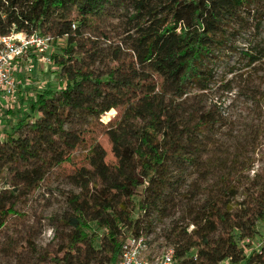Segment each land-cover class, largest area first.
<instances>
[{"label":"trees","instance_id":"trees-1","mask_svg":"<svg viewBox=\"0 0 264 264\" xmlns=\"http://www.w3.org/2000/svg\"><path fill=\"white\" fill-rule=\"evenodd\" d=\"M108 8L126 13L121 45L130 51L131 62L120 60V50L114 52L111 58L118 64L102 77L94 74L91 61L103 51L83 31L91 30ZM262 23L264 0H0V36L12 30L47 32L65 42L51 57L64 86L37 92L15 124L0 133V160L6 157L15 169L12 197L37 190L57 167L73 168L71 181L81 192L67 198L71 214L60 223L69 232L60 247L62 258H54V264H117L129 237H147L144 217L157 209L169 161L192 157L193 135L210 125L207 114L197 116L195 124L185 119L184 99L193 89L206 90L213 78L210 66L237 51V43L247 45L239 51L246 68L264 59ZM251 30V39L242 38ZM3 102L1 115L11 120L12 110L4 112ZM122 107L108 131L117 163H107L104 150L90 144L87 161L93 170L76 166L72 151L87 138L67 128V122L82 109L99 119ZM255 183L232 215L214 203L207 206V232L195 229L198 242L176 245L177 264H261L264 185ZM15 214L0 196V228ZM215 223L223 225L224 234L211 242Z\"/></svg>","mask_w":264,"mask_h":264},{"label":"rangeland","instance_id":"rangeland-1","mask_svg":"<svg viewBox=\"0 0 264 264\" xmlns=\"http://www.w3.org/2000/svg\"><path fill=\"white\" fill-rule=\"evenodd\" d=\"M125 16L121 10L108 8L102 18L95 20L91 30L83 31L84 36L95 40L103 51V55L91 61L96 76L104 77L118 64L111 58L118 50L120 60L131 62L130 51L121 45L125 38ZM253 33L251 30L242 38L251 39ZM37 34L44 37V53L28 55L19 63L14 95L2 103L4 112L12 110L9 114L12 119L1 115L0 133L10 123L15 124L20 117L19 110L27 108L28 100L37 92L44 88L59 90L64 86L65 79L51 60L64 48V39L55 41L47 32ZM260 38L264 39V23ZM246 46L237 43V51L225 53L221 60H216L210 66L213 78L206 82V90L193 89L184 99L185 119L195 124L197 116L207 114L210 125L193 135L195 143L189 146L192 157L169 161L164 175L166 188L157 209L144 215L143 225L150 228L147 234L150 257L174 251L178 243L198 242L193 232L195 229L207 232L205 219L210 203L232 215L241 202L248 200L253 180L255 184L264 185V59L251 69L246 68V61L239 54ZM122 110L123 107L111 109L96 119L95 114L82 109L67 122V128L87 138L86 144L72 151L76 166L93 170L87 161L90 144L104 150L107 163H117L108 131L115 127ZM21 165H17L18 170ZM72 169L70 165L57 167L47 174L37 190L29 194L17 192L12 197L14 165L6 157L0 160V196L16 211L0 228V264H54V258H62L60 247L69 228L60 221L71 214L67 198L81 192L72 184ZM87 177L99 183L96 176ZM88 188L92 191V183ZM138 215L139 212L134 213L135 218ZM195 223L199 224L197 228ZM215 226V231L209 234L211 242L224 234L223 225L215 223ZM191 254L195 256L194 250ZM82 258L81 255L78 261L83 262Z\"/></svg>","mask_w":264,"mask_h":264},{"label":"built area","instance_id":"built-area-1","mask_svg":"<svg viewBox=\"0 0 264 264\" xmlns=\"http://www.w3.org/2000/svg\"><path fill=\"white\" fill-rule=\"evenodd\" d=\"M44 37L37 33L26 35L12 30L0 36V101L14 95L19 63L31 54L44 53ZM1 115V114H0ZM264 244L258 247L264 264ZM149 239L146 236L129 237L123 244L117 264H177L173 250L150 257Z\"/></svg>","mask_w":264,"mask_h":264}]
</instances>
